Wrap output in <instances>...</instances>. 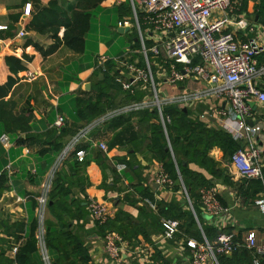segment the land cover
I'll return each instance as SVG.
<instances>
[{"label":"crops","instance_id":"crops-1","mask_svg":"<svg viewBox=\"0 0 264 264\" xmlns=\"http://www.w3.org/2000/svg\"><path fill=\"white\" fill-rule=\"evenodd\" d=\"M38 1L40 4H45L49 0ZM58 1L67 6V4L72 3L74 0ZM119 2L120 0H117L115 4H119ZM233 2L235 6L229 12V15L243 17L255 22L253 32L236 30L234 32L235 38L242 41L247 37H255L264 48V20L262 22L258 21L259 17L264 19V14H258L256 9L258 1L233 0ZM243 2L244 8L242 7ZM26 3H30L31 9L29 14L24 13ZM34 4L33 0H0V83L9 74L19 78L5 97V100H7L8 107L13 115L30 117L28 123L32 126L30 129L31 133H42L55 128L53 122L57 114H62L65 117L66 127L68 126L69 132L62 136L60 150L47 152L41 151L45 147L44 144L37 143L23 146L16 144V140L19 137H25V131L17 129L13 133L3 131L0 133H5L9 138L8 147H4L0 143V173L4 172L7 175L6 187L0 195V264H16L14 254L17 247L24 242L25 229H27L29 220L34 214L38 222L35 237L38 254L37 261L40 259L39 261L41 262L39 264H44L37 241L40 225L43 228V238L45 226L47 225L55 228L59 239H63L69 233L77 235L84 245L86 264H180L181 262L189 261L190 254L185 241L193 237L187 236L183 229L178 228L173 239H164L160 225L161 219L167 218L160 212V208L166 207L175 199H180L184 193L172 190L170 185H168L171 182L168 184L158 183V187L155 189L151 187L150 183L156 182V175L160 171H163L161 163L155 159H149V153L145 151L144 144L138 143V146H136L135 143L120 142L112 147H108L107 143L115 131L106 128V125L101 126L102 123L95 125L89 131V134L75 145V149L82 144L87 146L86 150L83 149L84 157L88 159L83 173L87 177V180L80 183L81 179L77 178L76 184L70 189L65 201L68 205H72L73 199L79 200L80 206L84 207L83 212L77 211L74 205L69 207V210L66 212L58 208L52 209V201L50 200L47 201L42 217H39L37 210L38 197L45 189L48 175L53 173V178L55 172L59 170L66 174L68 179L72 178L75 180L79 173V171H71L69 167V163L73 159L71 156L74 155L75 150L68 151L65 157L59 161L58 157L60 153L69 147L73 137L76 136L81 128L98 119L95 118L90 122L71 119L67 112L58 110V107L67 101V99L61 100V98H66L70 94L72 96L82 95L81 91L83 90L89 91L97 78H103V73L98 69L94 70L96 62H94L95 58L93 59L91 55H82L83 53L73 52L63 46H59L48 55H42L32 44H27V41H34L42 45L44 49L53 42L51 38L39 35L27 28L32 18ZM221 16L222 13L214 11V18ZM120 20H117L116 23ZM228 27L231 28V26ZM129 30L130 28L127 31L120 32V34H124ZM20 31H24V35H19ZM62 34L63 28L58 33L59 37ZM127 47L126 50L117 48L118 50L112 54L103 53L105 55H101L100 57L113 60L114 58L120 59V56L131 46ZM23 54L31 56V59L25 61L21 57ZM6 55H14L20 58L25 68L16 74L11 73L4 61V56ZM128 58L129 60L138 58L141 64L140 55H128ZM256 61L258 65L264 63V51L256 57ZM114 63L116 64L117 61L114 60ZM25 71L35 72V78L32 80L21 78L22 73ZM100 74L102 75L101 78ZM115 76L121 77L120 74H116L114 75V79ZM86 82L90 83L87 89L84 87ZM257 84L261 88H264V76L259 78ZM206 85L205 81L195 78H189L175 84L161 83L159 85V94L161 97H175L194 88L201 89ZM136 89L140 90L141 88L138 87ZM141 90L144 91L143 89ZM119 100H123V95H118L117 101ZM123 103L127 102L118 103L115 107L121 106ZM176 105L182 111L191 110L196 114V117L205 123L207 128L216 127L224 129L220 125V120L230 118L228 114L219 116L216 112L218 109L227 106L224 99L204 97L185 105ZM250 105V120L252 122L261 121L264 123V103L253 100ZM137 120V116H131V123L138 132L141 128L143 136L148 134V123L159 122V120L151 118L147 123L140 125ZM98 126L101 129L97 133H92L93 129ZM55 130H58V128L56 127ZM228 132L234 139H237L233 136L232 132ZM98 142L105 143L107 150L102 151L94 145V143ZM143 142L147 143V138ZM96 152H100L104 156V167H101L96 161ZM207 155L216 162L217 167L221 170L220 176L213 178L204 168L195 163H189L188 168L201 173L206 178L213 179V186L217 189L216 198L225 210L210 221L201 204L196 210L198 216L204 220L205 226L213 225L217 229H223V231L231 233L234 240L239 244L236 249L240 254L235 257H232L231 253L226 254V257L230 260H222L221 264H253L252 252L243 246V242L249 230L255 231L257 241L264 242V214L256 204L257 199L260 197L263 183L261 182V190H257L256 180L258 179L247 178L242 175L236 165L223 155L218 146H212L208 150ZM74 157L76 158L75 155ZM122 161H126V164ZM262 161L264 174V152L262 153ZM120 163L124 164V168L119 171L116 169L114 173L111 172L110 167H114ZM102 169L106 173L105 178H103ZM180 185L182 189L181 180ZM139 190L148 191L152 194L153 200L145 199L151 201L154 206L145 202ZM32 197L37 200L35 209L30 204V198ZM85 197L86 199L93 197L107 204L111 210V214L107 220L113 219L116 212L121 211L120 214L122 216L118 217L116 223L128 226L134 225L139 229L138 231L136 229L134 244L121 237L127 242V245L121 252L120 260L109 258L104 251L103 238L100 235L99 228L96 226L103 223L98 224L91 218ZM157 204H159V211ZM189 208L194 215L193 217L197 219L193 207L191 209L189 206ZM124 215L128 216V218H123ZM17 223H23L22 230H16L15 226ZM198 226H200L199 223ZM141 230L146 232L149 239L142 234ZM106 231L113 230L105 229L104 233ZM66 248L68 249L69 246L66 245ZM136 248H140L141 252L136 253ZM79 261V258H77V264H80ZM261 263L264 264V260H261Z\"/></svg>","mask_w":264,"mask_h":264},{"label":"built area","instance_id":"built-area-1","mask_svg":"<svg viewBox=\"0 0 264 264\" xmlns=\"http://www.w3.org/2000/svg\"><path fill=\"white\" fill-rule=\"evenodd\" d=\"M128 5L132 12L133 22L124 17L118 21L117 27H137L140 49L129 48L120 56V59L114 58L117 61L114 68L121 76H115V80L122 91L132 92L134 88L139 87L146 94L138 101H129L107 110L100 118L98 117L81 128L73 137L69 147L60 153L59 161L68 151H74L75 145L85 138L95 125L117 114L140 109H155L158 112L159 123L165 132V122H168L169 118L163 116L164 105L172 103L185 105L204 97L224 99L227 106L216 112L219 116L228 114L230 118L221 119L220 125L242 141V146L232 154L230 160L242 175L258 179L263 183L256 204L264 214L262 161L264 123L250 120L251 101L264 103V88L257 84L259 78L264 76V63L258 65L256 61V57L264 51V48L255 37H247L240 41L235 38L234 33L236 30L253 32L255 22L229 15L235 6L233 0H128ZM30 9V3H26L24 13L29 14ZM214 11H219L222 16L214 18ZM143 31L146 36H143ZM24 33L20 31L19 35H24ZM131 52H140L142 64L138 58L129 60L128 55ZM108 59L100 57L94 70L98 69L101 73L106 72L105 63ZM150 59L154 60L155 70L151 69ZM35 76V72L25 71L21 78L32 80ZM189 78L201 79L207 85L201 89L188 90L175 97L160 96L159 85L161 83L175 84ZM64 123L65 117L57 114L53 126L60 128ZM0 143L4 147L9 146V138L5 133L0 134ZM94 145L102 151L107 150L103 142L94 143ZM75 156L81 161L84 158V150L76 149ZM115 168L119 171L124 168V164H116ZM52 175L53 173L48 175L45 189L38 197L37 210L40 218L47 204V192ZM155 178L159 184L170 183L163 171H160ZM182 191L192 209L184 186ZM199 196L208 220H213L225 210L216 198L215 186L200 189ZM87 201L91 218L98 224L104 223L111 214L107 204L93 197H88ZM145 202L154 206L148 199H145ZM161 224L163 226L162 237L167 240L173 239L178 231L179 221L162 218ZM199 229H201L200 226ZM37 241L43 263L51 264L43 238L42 225L37 234ZM185 244L189 249L190 264H219V254L231 253L239 245L233 235L225 231L218 233L214 243H210L202 232V240L189 238ZM126 245L127 242L117 232L106 231L103 235L104 251L113 260L121 259V252ZM243 246L252 252L253 264H262L264 242L257 241L254 230L247 231ZM135 252H141V249L136 248Z\"/></svg>","mask_w":264,"mask_h":264},{"label":"trees","instance_id":"trees-1","mask_svg":"<svg viewBox=\"0 0 264 264\" xmlns=\"http://www.w3.org/2000/svg\"><path fill=\"white\" fill-rule=\"evenodd\" d=\"M117 0H74L67 6L60 3L58 0H49L45 4H40L38 0H33L34 9L32 10V18L28 24V29L35 33L49 37L53 40L52 44L43 49V46L37 42L27 41V44H32L33 47L41 52L42 55H48L54 52L59 46H63L76 53H83L86 48V35L91 29L92 19L95 15H100L106 8H113L115 12V25L117 20L127 16L129 13V5L127 0H120L119 4H115ZM256 9L258 14H264V0H257ZM127 4V8L124 6ZM244 8V2L242 3ZM63 28V34L59 37L58 33ZM135 35V34H134ZM148 45L150 43H147ZM132 49H140L139 41L131 39ZM25 61L31 59V56L23 54L21 56ZM4 61L11 73H17L25 68L21 59L14 55L4 56ZM142 64V60H141ZM107 71L103 72V78H97L91 85L89 91H81L82 95H67L66 102L58 107V110L67 112L69 117L75 121L90 122L95 118L100 117L107 110L115 107L118 103L124 101H138L142 99L146 92L141 89L134 88L132 92L122 91L119 83L114 79L117 71L114 68V60L108 59L105 63ZM19 78L12 75H6L3 82L0 83V133H13L17 129L25 131V137H19L16 144L32 145L44 144L42 152L58 151L61 148V138L69 132L68 126L65 125L55 130H47L42 133H31L32 128L29 125V116L13 115L8 107V102L5 97L9 94L11 88L15 85ZM123 95V100L117 101L118 95ZM164 117H168L169 121L165 122V132L159 122L148 123V134H141L131 123V116H137V122L142 125L147 123L149 119L155 118L158 120V112L155 109H140L127 113L117 114L102 122L101 126L106 125V128L113 129L115 132L108 141V147H112L120 142L135 143L136 146L144 144L145 151L149 153V159H155L162 165L163 171L167 174L170 180V188L175 191H182L180 180L185 187L189 200L195 211L197 219L193 217V213L188 206L185 195L182 194L178 200L171 201L166 207H161L160 212L164 217L177 219L179 221V229H183L187 236H192L198 240H202V232L204 237L210 242L216 241L219 232L223 229H217L213 225L205 226L204 220L198 216L197 208L201 206L199 199V190L213 186V179L206 178L201 173L192 171L188 168L189 163H195L204 168L213 178L221 175V170L217 167L216 162L211 159L207 152L212 146H218L223 155L228 159L232 154L242 146L240 139H234L232 135L222 128H207L205 123L196 117L191 110L182 111L175 103L166 104L162 108ZM104 123V124H103ZM73 126V125H72ZM75 126V125H74ZM67 128V129H66ZM101 129L100 126L93 129L96 132ZM58 133V134H57ZM54 138V139H53ZM147 138V143L143 141ZM53 139V140H52ZM149 141V142H148ZM170 147V148H169ZM77 149H87L86 145H80ZM76 150V149H75ZM75 155V151L73 153ZM74 155L69 163L71 171L78 172L76 179H68L66 174L57 170L52 178L50 188L47 192V201H52V209L58 208L63 212L69 210L72 205L77 211H82L80 201L73 199L72 205H68L65 201L70 189L76 184L77 178H80V183L85 182L87 177L84 173V166L87 165L88 159L83 158L78 161ZM97 162L101 167L104 163V156L100 152H96ZM126 164V161H122ZM111 172H115L116 168L110 167ZM103 178L106 177L103 171ZM180 178V180H179ZM87 182V181H86ZM7 175L0 173V195L6 187ZM67 184V185H66ZM257 190H261V181L256 180ZM141 191L143 198L153 200L152 194L148 191ZM257 192V191H256ZM183 193V191H182ZM86 199V197H85ZM87 205V199L85 200ZM30 204L35 209L37 200L30 198ZM159 204H157L158 208ZM159 211V208H158ZM121 211L116 212L113 219H108L101 225H96L99 228L100 235L103 238L104 230L110 229L117 232L123 239L128 240L131 244L135 241L136 227L134 225L117 224L116 220ZM126 219L128 216L124 215ZM198 221V222H197ZM200 224V228L198 226ZM67 224V223H66ZM37 217L34 214L29 220L27 229H25L24 242L17 247L14 254L16 264H39L37 261V246H36V229ZM161 231L163 232V226ZM23 223H17L15 228L17 231L22 230ZM139 229H137L138 231ZM202 230V231H201ZM142 234L149 239L146 232L141 230ZM176 234V233H175ZM45 243L49 252L51 264H77L79 258L80 264H86V254L84 251L83 242L77 235L68 234L63 239H59L54 227L45 226L44 232ZM66 245L69 248H66ZM186 245V244H185ZM243 250V249H242ZM240 254L237 249L231 252L232 257ZM219 263L222 260H230L226 254L218 256Z\"/></svg>","mask_w":264,"mask_h":264},{"label":"rangeland","instance_id":"rangeland-1","mask_svg":"<svg viewBox=\"0 0 264 264\" xmlns=\"http://www.w3.org/2000/svg\"><path fill=\"white\" fill-rule=\"evenodd\" d=\"M124 6L126 8L128 7L127 4H125ZM127 14L128 15L126 17L129 18L131 22H133V18L131 16L132 12L130 9L129 13ZM115 19L116 17L113 8H106L102 14L94 16V18L92 19L91 29L86 35V48L82 55H91L93 59L95 58L94 62L97 63L101 55H105L108 53L112 54L118 50L117 48H122V50H126L128 48L127 46L130 45L131 39H137V37L139 36L137 27H132L128 32L120 34L119 32H117ZM142 34L143 36H146L145 31H143ZM160 46L161 45H159V47ZM130 55L141 54L140 52H131ZM150 62L151 69L155 70V65H153L154 60L150 59Z\"/></svg>","mask_w":264,"mask_h":264},{"label":"water","instance_id":"water-1","mask_svg":"<svg viewBox=\"0 0 264 264\" xmlns=\"http://www.w3.org/2000/svg\"><path fill=\"white\" fill-rule=\"evenodd\" d=\"M262 20H264V19L261 18V17L258 18V21H259V22H262ZM128 29H129V27H123V28H122V27H117V31H118L119 33H120V32H123V31H127ZM99 76H100V78L102 77L101 74H100ZM89 86H90V83H88V82H86L85 85H84V87H86V89L89 88ZM150 185H151V187H153L154 189L158 187V183H157V182H151ZM180 264H189V261H184V262H181Z\"/></svg>","mask_w":264,"mask_h":264}]
</instances>
